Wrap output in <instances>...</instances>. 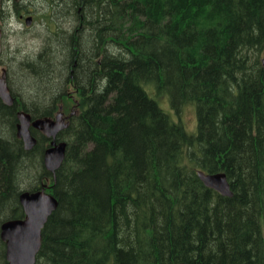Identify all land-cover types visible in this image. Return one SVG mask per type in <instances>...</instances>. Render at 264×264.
<instances>
[{
  "label": "trees",
  "instance_id": "trees-1",
  "mask_svg": "<svg viewBox=\"0 0 264 264\" xmlns=\"http://www.w3.org/2000/svg\"><path fill=\"white\" fill-rule=\"evenodd\" d=\"M71 1L86 33L66 39L68 83L38 111L0 103V225L24 218L33 167L29 190L48 185L58 202L35 264H264V0ZM43 62L26 66L39 81ZM59 105L73 114L53 178L48 140L24 151L16 114ZM190 105L192 132L178 117ZM198 170L223 173L232 195Z\"/></svg>",
  "mask_w": 264,
  "mask_h": 264
},
{
  "label": "rangeland",
  "instance_id": "rangeland-1",
  "mask_svg": "<svg viewBox=\"0 0 264 264\" xmlns=\"http://www.w3.org/2000/svg\"><path fill=\"white\" fill-rule=\"evenodd\" d=\"M70 2L71 0H6L4 6L6 19L5 23L1 25L0 77L3 71L5 72L6 80L11 76L10 84L12 88L10 89L9 86L8 88L10 92L12 91V96L19 105L22 103L35 111H38V108H45L48 96L55 94L56 90H60L62 83L63 85L68 83L70 70L65 67L66 56L69 51L66 47V39L68 36L74 35L81 37L86 33L84 20H80L81 14L79 11L81 6L78 8L77 13L79 15H77L72 9ZM21 6L22 8L25 7L26 11L21 10ZM27 12L33 18V22L29 27H26L24 22H19L16 18V14ZM46 16H48V19ZM56 16L60 18L58 19ZM58 27H62V31L59 34ZM84 37H81L78 42H83L85 40ZM44 47L46 52L43 55L44 58L40 59L44 60V62L39 70L45 69L47 71L49 66L50 73L47 80L42 79L39 81L34 74L32 75L29 72L26 66L34 61H40L35 59V57ZM82 51H85V48H82ZM108 51L110 52V47ZM64 69H66L65 75ZM26 77L27 81L33 83L36 87L29 90L25 89L27 83L24 78L26 79ZM26 90L28 91L27 94ZM60 94L61 92L57 96L59 97ZM40 100L44 101L43 105H37ZM169 111L175 119L179 115V119L189 129L188 131L192 132L194 130L196 118L192 107L181 109L178 115H175L172 110ZM28 175L30 176L27 178L28 181L27 184L25 183V187H22L23 191H28L30 185L35 183L34 180L37 182L38 174L35 168L29 169Z\"/></svg>",
  "mask_w": 264,
  "mask_h": 264
},
{
  "label": "water",
  "instance_id": "water-1",
  "mask_svg": "<svg viewBox=\"0 0 264 264\" xmlns=\"http://www.w3.org/2000/svg\"><path fill=\"white\" fill-rule=\"evenodd\" d=\"M26 25H30L31 18L25 19ZM1 36V33H0ZM0 100L10 106L13 98L6 83L5 72L0 77ZM61 113L55 120L49 118L31 121L25 112L17 113L16 136L22 141L26 151L33 149L36 139L31 135L30 128L41 131L47 138H51L49 148L43 153V167L54 178L55 172L60 168L65 156L66 143L55 142L59 131L67 127V123L61 120ZM204 186L211 188L222 196H231L229 185L223 173L196 172ZM46 185L35 192L23 191L19 195V203L24 212L23 219L7 220L0 225V239L5 244V258L7 264H34L36 255L41 246V232L50 215L57 208L56 198L45 192Z\"/></svg>",
  "mask_w": 264,
  "mask_h": 264
},
{
  "label": "flooded vegetation",
  "instance_id": "flooded-vegetation-1",
  "mask_svg": "<svg viewBox=\"0 0 264 264\" xmlns=\"http://www.w3.org/2000/svg\"><path fill=\"white\" fill-rule=\"evenodd\" d=\"M5 4H6V0H0V32H1V37H2V28H1V25H3L5 22V19H6V12H5V10H4V6H5ZM2 5H3V7H2ZM10 14V13H9ZM27 14H29V13H19V14H16V18L19 20V22H24V19H25V16L27 15ZM81 16V18H80V20L82 19V20H84V18H82V15H80ZM58 19L60 18V17H58V16H56ZM74 23V22H73ZM58 30H59V32H58V34L60 33V31H62V27H58ZM57 100V99H56ZM59 113H61V115H62V117H61V120L62 121H64V122H67V120H68V118H69V116L71 115L70 113H68V114H66V113H64L63 111H62V107L60 106L59 108H58V110H56L55 112H53L52 114H51V116L50 117H47V118H49V119H51V120H55V118H56V115L57 114H59ZM43 118H46V117H43ZM30 131H32V134H34L36 137H40V136H43V137H45L39 130H37V129H34V128H30ZM60 133V131L57 133V135H56V138H55V142L56 143H59L61 140L58 138V134ZM45 139L47 140L48 139V142L45 144V147L44 148H47V146L49 147V143L51 142V138H46L45 137Z\"/></svg>",
  "mask_w": 264,
  "mask_h": 264
},
{
  "label": "bare ground",
  "instance_id": "bare-ground-1",
  "mask_svg": "<svg viewBox=\"0 0 264 264\" xmlns=\"http://www.w3.org/2000/svg\"><path fill=\"white\" fill-rule=\"evenodd\" d=\"M72 2V1H71ZM73 2H74V0H73ZM78 3V2H77ZM70 4V3H69ZM52 8V7H51ZM73 35V34H72ZM144 35V34H143ZM75 36V35H74ZM148 36V35H147ZM76 37V36H75ZM110 38V37H109ZM80 41V40H79ZM1 48V47H0ZM79 52V51H78ZM56 61H58V60H56ZM53 64V63H52ZM58 65V64H57ZM75 67V66H74ZM70 70V69H69ZM69 74H70V72H69ZM53 76V75H52ZM57 77V76H56ZM68 77H69V75H68ZM59 81V80H58ZM12 88V87H11ZM12 92V91H11ZM18 92V91H17ZM20 93V92H19ZM19 93H17V94H19ZM17 96V95H16ZM13 97V96H12ZM15 100V98L13 97V101ZM22 100H23V98H22ZM18 102H20V101H18ZM23 103H25V102H23ZM28 103V102H27ZM22 104V103H21ZM26 105V104H25ZM31 106V105H30ZM191 106V105H190ZM192 107V106H191ZM185 107H183V109H184ZM193 109H194V107H192ZM27 113V112H26ZM194 113H195V111H194ZM196 115V114H195ZM195 118H196V116H195ZM176 122V121H175ZM16 127H17V124H16ZM15 130H16V128H15ZM16 137V136H15ZM18 140V139H17ZM20 141V140H19ZM252 141V140H251ZM66 143V142H65ZM22 145V144H21ZM37 145V144H36ZM23 146V145H22ZM48 147V146H47ZM23 148V147H22ZM254 149V148H253ZM33 150V149H32ZM25 151V150H24ZM253 153V152H252ZM255 156V155H254ZM259 156V155H258ZM254 158V157H253ZM258 159V158H257ZM254 160V159H253ZM206 173V172H205ZM219 173V172H218ZM47 177V176H46ZM42 185H45V184H42ZM156 185V184H155ZM208 188V187H207ZM230 188V187H229ZM211 189V188H210ZM23 190H21L20 191V193L22 192ZM34 191V190H33ZM215 191V190H214ZM217 192V191H216ZM220 194V193H219ZM221 195V194H220ZM227 197V196H226ZM19 201V200H18ZM5 255V254H4Z\"/></svg>",
  "mask_w": 264,
  "mask_h": 264
}]
</instances>
